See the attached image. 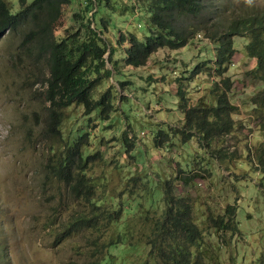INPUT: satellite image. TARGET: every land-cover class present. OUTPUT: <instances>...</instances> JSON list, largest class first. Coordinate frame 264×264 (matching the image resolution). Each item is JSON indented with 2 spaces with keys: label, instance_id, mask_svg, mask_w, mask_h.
Returning a JSON list of instances; mask_svg holds the SVG:
<instances>
[{
  "label": "rangeland",
  "instance_id": "1",
  "mask_svg": "<svg viewBox=\"0 0 264 264\" xmlns=\"http://www.w3.org/2000/svg\"><path fill=\"white\" fill-rule=\"evenodd\" d=\"M8 1L15 9L17 0ZM81 8L86 21L93 10L84 12L80 0L65 4L57 33H63L73 22V12ZM262 9L264 0L218 2L202 18L207 28L185 46L160 48L144 66L121 63L120 73L114 72L101 88L111 85L114 109L108 118L102 119L98 109L84 114L80 105L65 110L63 133L70 131L75 137L77 128L87 133L81 142L92 154L86 164L91 197L101 199L103 207L128 203L133 211L123 218L134 222V237L144 238L148 229L136 225L134 220L141 222V218L135 209L147 211L150 220L158 217L164 208L161 191L169 183L172 193L191 205L192 219L201 228L203 248H192L200 255L197 264H264V175L259 163L264 156V111L254 103L264 83L251 74L256 61L245 48L248 35L233 36L231 62L221 75L214 64L216 44L207 35L240 14ZM118 13L111 15L105 9L102 14L108 29L110 20L116 19L118 28L115 33L110 30L113 43L114 35L130 19L129 13ZM133 19L134 24L145 21L143 16ZM25 30L0 32V264L81 261L87 257L89 232L79 230L65 237L58 232L77 214L93 213L94 206L75 196L53 165L47 164L53 157L51 148L59 153L63 142L45 129L47 66L24 44ZM226 77L228 98L237 106L231 131L211 140L195 135L184 138L178 87L193 105ZM227 205L236 208V226H213L207 217H227ZM141 242L139 252L124 255L131 260L125 264H164L162 258L149 256L155 249L152 243ZM110 249L121 257L119 247Z\"/></svg>",
  "mask_w": 264,
  "mask_h": 264
},
{
  "label": "trees",
  "instance_id": "2",
  "mask_svg": "<svg viewBox=\"0 0 264 264\" xmlns=\"http://www.w3.org/2000/svg\"><path fill=\"white\" fill-rule=\"evenodd\" d=\"M224 1L227 0H80L84 4V12L93 10L92 13L86 14L85 21L82 8L74 11L73 22L59 34L57 29L63 8L70 0H17L15 9L8 0H0V32L26 29L24 44L36 58L44 59L47 66L45 129L52 136L61 137L63 142L59 153L51 148L53 157L48 159L47 164L53 165L57 176L65 179L75 196L85 197L94 206L93 213L86 216L79 213L59 230L60 237L79 230L89 232V238L86 235V259L68 260L65 264L129 263L130 259L124 255L139 252L144 246L141 241L152 243L155 249L149 256L162 258L164 264H197L200 255L192 248L202 249L203 237L201 228L192 219L191 205L183 197L175 196L170 184L166 182L160 195L164 208L158 217L150 220L151 216L147 211L138 210L139 207L135 209L141 218V222L134 220L136 225L139 224L148 231H144V238L134 237V222L123 218L133 211L128 203L123 206V201H120L116 208L103 207L100 205L101 199L91 197L86 164L92 154L85 150L87 145L81 142L87 138V133L77 128V135L71 137L70 131L63 133L62 124L68 117L65 110L75 105L82 106L84 114L98 109L97 114L102 119L108 118L114 109L111 85L102 90L101 88L114 72H119L120 64L144 66L160 48L178 49L185 46L197 32L207 28L202 21L204 15L213 11L218 2L223 4ZM105 9L110 14L118 13L117 10H121L118 15L130 14L126 28L114 35L115 43L110 38V30L115 33L118 28L116 19L110 20L112 28L108 29L102 15ZM135 16H143L144 24H134ZM74 22H78V25ZM130 24L133 29H129ZM137 29L143 31L139 33ZM207 35L216 44L214 64L217 75H221L231 62L234 52L233 36L248 35L250 40L245 48L256 61L251 74L264 83V9L240 14L226 26H215ZM215 84L207 96H201L193 105L188 104L183 89L178 87V108L184 114V128L181 130L184 138L195 135L211 140L231 131L234 125L232 115L237 113V106L230 102L227 95L229 78H223L220 85ZM254 99V103L259 106L257 109L264 111V87ZM259 163L263 166L261 173L264 175V156L260 157ZM75 164L77 167L72 170ZM153 195L152 192L150 199L154 200L157 197L154 198ZM137 205L139 206V202ZM95 207L103 209L98 211ZM103 211L106 218L102 216ZM226 212L227 217L207 219L218 228L235 227V206L227 205ZM101 217L105 221H99ZM102 236L105 237L101 241ZM111 247L121 249L120 258L119 254L110 252ZM130 264L138 263L133 261Z\"/></svg>",
  "mask_w": 264,
  "mask_h": 264
}]
</instances>
